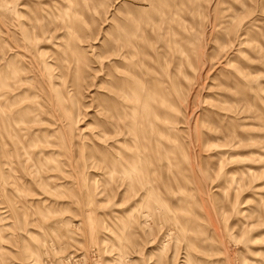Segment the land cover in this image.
Masks as SVG:
<instances>
[{
  "label": "rangeland",
  "instance_id": "1",
  "mask_svg": "<svg viewBox=\"0 0 264 264\" xmlns=\"http://www.w3.org/2000/svg\"><path fill=\"white\" fill-rule=\"evenodd\" d=\"M0 264H264V0H0Z\"/></svg>",
  "mask_w": 264,
  "mask_h": 264
},
{
  "label": "bare ground",
  "instance_id": "2",
  "mask_svg": "<svg viewBox=\"0 0 264 264\" xmlns=\"http://www.w3.org/2000/svg\"><path fill=\"white\" fill-rule=\"evenodd\" d=\"M136 92H137V91H136ZM136 92H134V95H133V96L137 98V97H138V94H137ZM136 94H137V95H136ZM137 99H138V98H137ZM143 102H144V101H143ZM147 124H148V126H151V123H150V122H148Z\"/></svg>",
  "mask_w": 264,
  "mask_h": 264
}]
</instances>
